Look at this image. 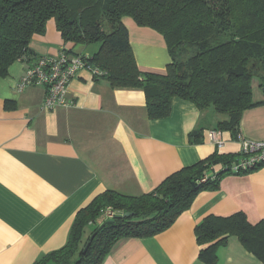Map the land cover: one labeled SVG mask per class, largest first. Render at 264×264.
<instances>
[{
  "label": "crops",
  "instance_id": "1",
  "mask_svg": "<svg viewBox=\"0 0 264 264\" xmlns=\"http://www.w3.org/2000/svg\"><path fill=\"white\" fill-rule=\"evenodd\" d=\"M124 22L140 70L165 74L170 54L163 35L129 17ZM30 47L39 56H60L63 37L54 19ZM96 50L78 44L73 51ZM28 65L18 60L0 77V264H33L62 248L78 211L105 190L140 196L184 166L217 151L240 153L244 139H264V97L256 78L257 105L242 113L240 139L205 131L203 142L192 144L200 110L188 100L175 98L168 116L151 119L142 88L113 87L82 69L66 89L69 104L47 109L45 87L18 88ZM237 212L253 224L264 218V165L226 174L217 189L199 193L172 226L154 236L119 239L101 264H210L200 257L196 225L210 215ZM103 220L86 225L84 242ZM217 253L215 264H264L235 235Z\"/></svg>",
  "mask_w": 264,
  "mask_h": 264
},
{
  "label": "trees",
  "instance_id": "2",
  "mask_svg": "<svg viewBox=\"0 0 264 264\" xmlns=\"http://www.w3.org/2000/svg\"><path fill=\"white\" fill-rule=\"evenodd\" d=\"M126 17L163 35L170 54L165 74L140 70ZM52 19L63 37L55 59L63 55L70 62L79 56L94 79L142 88L151 119L168 116L175 98L194 103L200 117L189 135L192 144L202 143L205 131L240 139L242 113L257 105L255 78L264 97V0H0V77L18 60L31 66L40 62L43 56L30 42L46 33ZM78 44L98 46L92 55L76 54ZM248 157L217 151L140 196L105 190L78 211L67 243L33 264H101L119 239L154 236L172 226L203 190L217 189L226 174H242L233 166ZM108 208L111 218L105 216ZM102 217L87 245L86 225ZM195 234L200 257L210 264L232 235L264 262V218L253 224L244 212L210 215L196 225Z\"/></svg>",
  "mask_w": 264,
  "mask_h": 264
},
{
  "label": "built area",
  "instance_id": "3",
  "mask_svg": "<svg viewBox=\"0 0 264 264\" xmlns=\"http://www.w3.org/2000/svg\"><path fill=\"white\" fill-rule=\"evenodd\" d=\"M66 61L67 58L63 55L58 60L43 56L37 65H28L18 88L21 90L27 86L42 85L46 89L43 107L51 109L64 104L69 80L76 75L78 70L86 66L80 57H75L70 62ZM48 64H51L49 70L46 69ZM219 146L222 147L223 144L219 143ZM241 149L249 157L234 165L236 170L244 173L264 165V139H244L241 141ZM105 216L107 218L113 216L110 208L107 209Z\"/></svg>",
  "mask_w": 264,
  "mask_h": 264
},
{
  "label": "rangeland",
  "instance_id": "4",
  "mask_svg": "<svg viewBox=\"0 0 264 264\" xmlns=\"http://www.w3.org/2000/svg\"><path fill=\"white\" fill-rule=\"evenodd\" d=\"M96 46H98V45H96ZM90 48L92 49V45H90ZM98 221L100 222L101 220H98ZM96 226H97V224H94V226H88L87 227V234L88 235H91L92 234V231L94 230V227H96Z\"/></svg>",
  "mask_w": 264,
  "mask_h": 264
},
{
  "label": "bare ground",
  "instance_id": "5",
  "mask_svg": "<svg viewBox=\"0 0 264 264\" xmlns=\"http://www.w3.org/2000/svg\"><path fill=\"white\" fill-rule=\"evenodd\" d=\"M75 57H79V56H75ZM69 104V101H67L66 99H65V103L64 104H61V105H68ZM61 105H58V106H61ZM99 228V227H98ZM92 237V236H91ZM89 242H87V244H88Z\"/></svg>",
  "mask_w": 264,
  "mask_h": 264
},
{
  "label": "water",
  "instance_id": "6",
  "mask_svg": "<svg viewBox=\"0 0 264 264\" xmlns=\"http://www.w3.org/2000/svg\"><path fill=\"white\" fill-rule=\"evenodd\" d=\"M131 215H133V213H130V212L125 213V216H131ZM87 245H89V244H87Z\"/></svg>",
  "mask_w": 264,
  "mask_h": 264
}]
</instances>
